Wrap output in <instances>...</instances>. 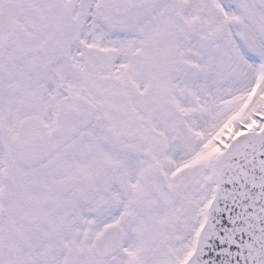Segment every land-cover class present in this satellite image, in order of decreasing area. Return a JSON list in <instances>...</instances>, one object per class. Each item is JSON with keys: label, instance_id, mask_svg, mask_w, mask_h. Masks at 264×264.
Returning a JSON list of instances; mask_svg holds the SVG:
<instances>
[{"label": "snow or ice", "instance_id": "6c2138e0", "mask_svg": "<svg viewBox=\"0 0 264 264\" xmlns=\"http://www.w3.org/2000/svg\"><path fill=\"white\" fill-rule=\"evenodd\" d=\"M0 264H264V0H0Z\"/></svg>", "mask_w": 264, "mask_h": 264}]
</instances>
